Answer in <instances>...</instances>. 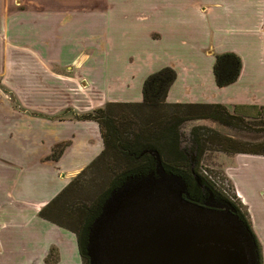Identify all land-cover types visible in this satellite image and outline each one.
Here are the masks:
<instances>
[{"label":"rangeland","instance_id":"1","mask_svg":"<svg viewBox=\"0 0 264 264\" xmlns=\"http://www.w3.org/2000/svg\"><path fill=\"white\" fill-rule=\"evenodd\" d=\"M263 36L264 0H0V115H4L0 120L5 119L0 121V129L8 128L9 115L13 118L16 113L21 119L23 115L40 114L41 107L30 105L27 99L44 95L40 90L45 86L40 82L43 74L39 72L45 67H54L76 83L78 77L84 75L90 81L85 90L77 92L75 83L72 86L68 81L62 85L49 79V87H56L49 91L53 98L52 109L62 108L59 104L56 106L58 102L65 105L64 111L58 110L55 115L65 118L72 115L73 101L82 108L94 106L107 96V92L114 96L109 102H135L129 99L134 97L137 89L132 82L118 83L124 75L129 78V73L136 74L139 80L141 75L154 72L163 62L174 70L175 67L194 65L196 61L206 66L219 46L239 48L249 67L262 65ZM84 59L88 61L85 73L81 75L80 68L75 67ZM105 76L110 90H106L104 84L99 85ZM117 86L119 88L114 89ZM226 108L230 113L242 114L240 126L234 127L235 120L231 119L234 126L224 125L202 116L201 112L195 111L197 109L185 108L178 112L180 118H184L178 127L181 145L191 146V132L196 128L199 137L212 148L205 149L198 164L194 165L247 211L232 180V173L241 169L232 162L235 153L217 150L220 149L218 146L205 139H216L219 135L243 143L264 141V106L242 111ZM136 112L143 111L137 107H113L117 118L125 115L124 119L130 121L139 119ZM84 113L73 114L82 119L79 116ZM161 113L168 118L167 114L174 112L164 107L156 116ZM118 166L122 168L125 163L109 152L94 166L81 174L78 172L72 179L78 180L74 197L79 199L72 200V196L67 207L73 211L80 209L81 202L106 186L110 170ZM261 219L264 221V216ZM60 220L71 225L67 218ZM259 228L262 246L252 230L260 245L263 264L264 225L260 224ZM54 257L55 252H51L48 262ZM81 260L84 264L82 257Z\"/></svg>","mask_w":264,"mask_h":264},{"label":"crops","instance_id":"2","mask_svg":"<svg viewBox=\"0 0 264 264\" xmlns=\"http://www.w3.org/2000/svg\"><path fill=\"white\" fill-rule=\"evenodd\" d=\"M227 51L240 57L241 68L235 81L220 87L215 82L213 64L216 54ZM87 61L84 59L75 67L80 68L81 75L85 73ZM245 62L239 48L227 45L217 47L206 66L196 61L194 65H184L181 69L175 67L176 77L168 89L166 101L220 103L240 111L264 106V64L249 67ZM166 64L160 63L156 69ZM39 73L43 74L40 82H44L45 86L40 90L44 95L27 100L30 105L41 107L40 114L23 115L21 119L16 113L12 115L13 118L9 115L8 128L0 129V264H82L76 234L41 217L39 211L104 148L98 123L79 119L74 114L103 106L114 96L107 92L101 102L83 108L73 101L72 115L59 118L55 116L56 112L64 111L65 108H62L65 105L58 102L56 106L59 104L62 108L52 109L50 92L51 88L56 87H49V79L62 85L68 81L72 86L75 83L77 92L85 90L90 81L84 75L79 76L76 83L54 67H45ZM148 74L150 72L141 75L138 80L136 74L133 76L129 73V78L124 75L118 81L125 85L127 81L132 82L131 85L137 88L134 97L129 99L135 102L142 100L141 87ZM108 83L105 76L99 85L104 84L106 90H110ZM1 118H4L3 114ZM54 153L56 156H53ZM235 155L232 162L241 169L232 173L233 184L246 205L251 227L262 246L258 229L260 224L264 225L261 219L264 216V155ZM51 252H55V257L48 262Z\"/></svg>","mask_w":264,"mask_h":264},{"label":"trees","instance_id":"3","mask_svg":"<svg viewBox=\"0 0 264 264\" xmlns=\"http://www.w3.org/2000/svg\"><path fill=\"white\" fill-rule=\"evenodd\" d=\"M241 68L240 57L231 51L216 54L213 64V73L217 86H225L236 80ZM176 77V72L171 66H164L146 76L142 83V100L140 102H107L99 107L80 115L82 119L95 120L101 130L104 148L100 154L92 160L84 169L94 166L109 152L113 153L125 163L124 167L112 168L111 175L104 188H101L94 196H88L85 202H81L80 209L70 210L67 207L74 200V192L77 191L78 180L72 179L54 198L43 206L39 215L59 226L71 230L76 234L80 256L84 264H88L86 244L88 233L94 219L100 214L105 200L113 189L120 187L131 177L139 178L153 173L155 176L156 158L151 151L158 152L162 166L167 171H172L181 176L186 183V189L192 200L203 202L209 200L212 195L215 201L230 203L236 210L237 215L248 227L253 240L256 243L259 264H262V253L259 242L252 230L248 212L243 211L239 204L232 201L224 191L218 188L216 181L207 179L196 168L200 156L207 146L202 137H199L196 128L191 132V146L181 145L182 137L179 124L184 120L178 112L185 108L197 109L201 115L213 118L224 125L234 126L229 119L235 120V126L243 123L242 114L230 113L226 106L220 103H180L167 102L166 96L170 85ZM137 107L141 112H136L137 121L126 120L125 115L117 118L113 114V107ZM164 107L173 110V114L156 116V113ZM149 112L152 114L150 116ZM155 112V114H154ZM176 112V113H175ZM120 121V124H119ZM133 122L135 125H133ZM209 144L218 146L226 153H249L264 155V141L241 142L232 137L216 136V139H205ZM53 156H56L53 154ZM78 174V175H79ZM77 178V176H76ZM198 178V179H197ZM71 194V197H70ZM73 196V199L71 200ZM79 199V198H75ZM83 200V199H82ZM80 201H78V204ZM61 217L69 219L71 225L60 220ZM73 225V226H72Z\"/></svg>","mask_w":264,"mask_h":264},{"label":"water","instance_id":"4","mask_svg":"<svg viewBox=\"0 0 264 264\" xmlns=\"http://www.w3.org/2000/svg\"><path fill=\"white\" fill-rule=\"evenodd\" d=\"M155 176L113 189L88 233V264H259L256 243L230 203L192 200L158 152ZM198 179V178H197Z\"/></svg>","mask_w":264,"mask_h":264},{"label":"flooded vegetation","instance_id":"5","mask_svg":"<svg viewBox=\"0 0 264 264\" xmlns=\"http://www.w3.org/2000/svg\"><path fill=\"white\" fill-rule=\"evenodd\" d=\"M206 201V200H205ZM208 201V200H207ZM198 202V201H197ZM204 202V201H203ZM203 202H199V203H203Z\"/></svg>","mask_w":264,"mask_h":264}]
</instances>
